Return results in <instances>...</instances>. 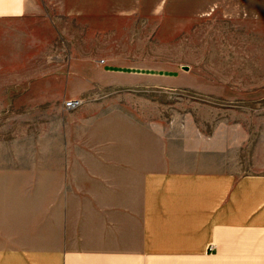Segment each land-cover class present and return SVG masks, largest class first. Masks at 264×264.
I'll use <instances>...</instances> for the list:
<instances>
[{
	"label": "rangeland",
	"instance_id": "rangeland-1",
	"mask_svg": "<svg viewBox=\"0 0 264 264\" xmlns=\"http://www.w3.org/2000/svg\"><path fill=\"white\" fill-rule=\"evenodd\" d=\"M38 2L0 18V180L55 166L82 213L116 212L124 186L136 206V141L224 123L247 134L229 167L264 170V0ZM237 246L222 260L244 264Z\"/></svg>",
	"mask_w": 264,
	"mask_h": 264
},
{
	"label": "crops",
	"instance_id": "crops-1",
	"mask_svg": "<svg viewBox=\"0 0 264 264\" xmlns=\"http://www.w3.org/2000/svg\"><path fill=\"white\" fill-rule=\"evenodd\" d=\"M39 3L0 0V18L37 13ZM156 138L144 150L134 143L136 206L124 186L116 212L82 213L70 191L77 184L68 187L58 167L38 166L40 176L30 178L6 175L0 264H242L221 256L242 233L244 264H264V170L228 165L246 131L224 123L180 142Z\"/></svg>",
	"mask_w": 264,
	"mask_h": 264
},
{
	"label": "built area",
	"instance_id": "built-area-1",
	"mask_svg": "<svg viewBox=\"0 0 264 264\" xmlns=\"http://www.w3.org/2000/svg\"><path fill=\"white\" fill-rule=\"evenodd\" d=\"M78 103H79V100L78 99L71 98L70 100L65 101L64 106L66 108H73V107L77 106Z\"/></svg>",
	"mask_w": 264,
	"mask_h": 264
},
{
	"label": "water",
	"instance_id": "water-1",
	"mask_svg": "<svg viewBox=\"0 0 264 264\" xmlns=\"http://www.w3.org/2000/svg\"><path fill=\"white\" fill-rule=\"evenodd\" d=\"M186 66H184V68H185Z\"/></svg>",
	"mask_w": 264,
	"mask_h": 264
}]
</instances>
